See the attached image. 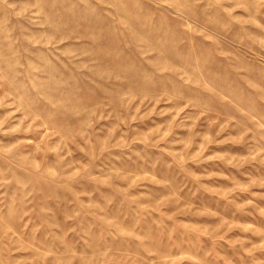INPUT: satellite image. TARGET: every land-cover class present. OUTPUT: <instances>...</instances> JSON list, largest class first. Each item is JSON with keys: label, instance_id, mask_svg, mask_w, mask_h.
Wrapping results in <instances>:
<instances>
[{"label": "rangeland", "instance_id": "1", "mask_svg": "<svg viewBox=\"0 0 264 264\" xmlns=\"http://www.w3.org/2000/svg\"><path fill=\"white\" fill-rule=\"evenodd\" d=\"M0 264H264V0H0Z\"/></svg>", "mask_w": 264, "mask_h": 264}]
</instances>
